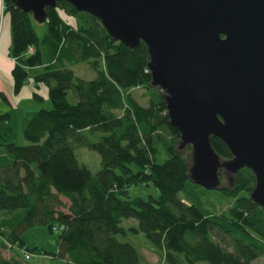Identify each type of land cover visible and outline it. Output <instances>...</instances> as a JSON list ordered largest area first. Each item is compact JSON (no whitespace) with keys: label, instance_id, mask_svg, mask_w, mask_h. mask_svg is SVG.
Listing matches in <instances>:
<instances>
[{"label":"trees","instance_id":"1","mask_svg":"<svg viewBox=\"0 0 264 264\" xmlns=\"http://www.w3.org/2000/svg\"><path fill=\"white\" fill-rule=\"evenodd\" d=\"M55 4L45 8L47 30L38 38L32 15L3 0L15 59L13 91L29 78L42 83L51 107L20 121L28 145L0 144V264H25L13 252L23 247L21 232L42 225L52 232L55 220L62 229L53 257L65 264H140L135 246L119 238L128 233L142 234L161 255L160 264H252L264 258V215L249 198L251 172L230 175L221 168L220 189L212 191L229 203L210 210L201 198L212 191L188 179L190 147L178 150L163 92L149 84L145 44L130 50L89 13L65 0ZM78 62L90 66L95 78L76 77L69 66ZM35 67L40 69L32 72ZM135 88L145 90L146 105L131 96ZM68 90L74 104L66 99ZM3 120L7 113H0ZM83 130L101 135L90 143ZM159 145L166 158L156 163ZM210 145L221 159L231 157L217 137L210 136ZM81 146L99 156L94 174L77 160ZM147 182L158 197H128L129 186ZM128 219L136 225H122Z\"/></svg>","mask_w":264,"mask_h":264},{"label":"water","instance_id":"2","mask_svg":"<svg viewBox=\"0 0 264 264\" xmlns=\"http://www.w3.org/2000/svg\"><path fill=\"white\" fill-rule=\"evenodd\" d=\"M10 1L44 24L45 8L61 0ZM65 1L128 49L145 44L149 84L163 92L178 150L190 147L188 179L219 190L221 168H247L249 198L264 215V0ZM210 136L226 145L228 160Z\"/></svg>","mask_w":264,"mask_h":264},{"label":"rangeland","instance_id":"3","mask_svg":"<svg viewBox=\"0 0 264 264\" xmlns=\"http://www.w3.org/2000/svg\"><path fill=\"white\" fill-rule=\"evenodd\" d=\"M62 14V12H60ZM4 20L7 19L5 16L3 18ZM3 20V21H4ZM4 23V22H3ZM9 25V20H8ZM31 25L33 26L35 35L38 36V38H41L42 35L47 30V26L45 24L37 23L32 19ZM72 71L74 72V75L76 77H80L84 80H89L95 78V71L90 68L85 62H78L77 64H73L69 66ZM144 89L141 88H135L131 91V96H134L139 104L141 106L146 105L147 100L144 98L143 93ZM66 99L68 100V103L74 104L77 99H75L74 94L71 90H68L66 94ZM51 107L50 100H47V108L48 110ZM5 123V121H0V127L1 124ZM10 123V122H9ZM8 123V124H9ZM5 123L1 127V137H0V144H7L12 143L18 144V145H28L27 142L20 137L19 129L16 131L15 129V121L14 117L12 118L11 124V131L6 130V127L10 126ZM83 134L85 135V138L90 143L96 142L99 137V132H90L88 130H83ZM158 152L155 156L156 163H161L165 160L166 154L163 150V148L159 145L158 146ZM1 149V147H0ZM77 160L79 163H83L87 166L90 173L94 174L96 171L100 169V162H99V156L95 151L89 150L86 146H81L80 148L75 149ZM132 170H135L136 168L131 165ZM128 197L129 198H137L140 197L143 200H147L148 197H158L159 191L152 185L151 182L145 183H137V185H131L127 189ZM64 197V196H63ZM62 199L63 202V209L66 210L68 200L64 197ZM201 200H203L204 203H206L210 210L219 211L220 209H224L226 205H228V201L225 199H222L218 193H215L214 191L205 194L202 196ZM24 211L20 210V212H17V216L21 217L23 215ZM13 219V218H11ZM52 226L56 228L52 232L48 230V228L45 225L42 226H32L30 228H26L23 230L20 234V240L23 241V247L21 249H14L13 252L18 256L20 260H22V250L26 249L30 252V258L25 262V264H62L61 260L58 258H52L48 257L55 252H57V245H58V234L59 229L57 228V221L52 222ZM122 225L125 227L128 226H135V220L134 219H128L123 220ZM121 241L130 242L133 246L137 249L140 256H142L141 263L140 264H160L161 261V255L158 252H155L151 245L148 244L146 239L142 234H127L126 237H119ZM2 241V237L0 235V243ZM43 251L46 253L43 254ZM11 252V251H10ZM8 254V252H6ZM47 254V255H46ZM64 264V263H63ZM252 264H264V258L262 256H259L257 259L252 261Z\"/></svg>","mask_w":264,"mask_h":264},{"label":"crops","instance_id":"4","mask_svg":"<svg viewBox=\"0 0 264 264\" xmlns=\"http://www.w3.org/2000/svg\"><path fill=\"white\" fill-rule=\"evenodd\" d=\"M4 6L0 3V113L8 115V120L5 121L6 124L12 122L14 117L15 129H19L20 133V121L29 113L36 112L38 109L47 108L48 100V89L37 81L34 82L32 79H28L18 90V92L13 91V80L11 78V69L14 66L15 59L10 57V27L8 25L9 16L3 13ZM4 16L7 19H3ZM4 20V21H3ZM4 22V23H3ZM40 68L35 67L31 69L32 72L38 71ZM1 124V127L5 125ZM8 128L11 131V124ZM0 127V130H1ZM1 134V132H0ZM1 137V135H0ZM20 137L21 133H20ZM13 143V142H12ZM3 252L4 256H8ZM46 253L43 251V254ZM47 255V254H46ZM49 259H54L53 254L48 256ZM61 260V259H60ZM62 264H65L64 260H61Z\"/></svg>","mask_w":264,"mask_h":264},{"label":"built area","instance_id":"5","mask_svg":"<svg viewBox=\"0 0 264 264\" xmlns=\"http://www.w3.org/2000/svg\"><path fill=\"white\" fill-rule=\"evenodd\" d=\"M3 0H0V3L2 4ZM59 229L61 230L62 228L59 227ZM10 247V246H8ZM22 255H23V259L24 260H28L30 258V253L28 251H25L24 249L22 250Z\"/></svg>","mask_w":264,"mask_h":264}]
</instances>
